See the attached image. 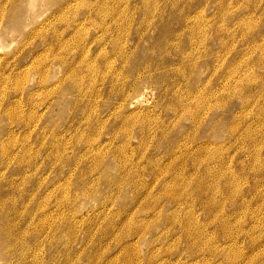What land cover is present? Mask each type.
I'll list each match as a JSON object with an SVG mask.
<instances>
[{
	"label": "rangeland",
	"instance_id": "obj_1",
	"mask_svg": "<svg viewBox=\"0 0 264 264\" xmlns=\"http://www.w3.org/2000/svg\"><path fill=\"white\" fill-rule=\"evenodd\" d=\"M263 52L264 0H0V216L33 263L264 264Z\"/></svg>",
	"mask_w": 264,
	"mask_h": 264
},
{
	"label": "bare ground",
	"instance_id": "obj_2",
	"mask_svg": "<svg viewBox=\"0 0 264 264\" xmlns=\"http://www.w3.org/2000/svg\"><path fill=\"white\" fill-rule=\"evenodd\" d=\"M70 1V0H69ZM72 2V1H71ZM78 2V1H77ZM70 3V2H69ZM64 4V3H63ZM69 5H71V4H69ZM104 5V4H103ZM151 5H153V4H151ZM67 6V5H66ZM68 7V6H67ZM85 7V6H84ZM153 7H155V5L153 6ZM18 8V7H17ZM61 8H62V6H61ZM150 8V7H149ZM112 9V8H111ZM62 10V9H61ZM65 10V9H64ZM56 11V10H55ZM54 13V12H53ZM60 13H62V12H60ZM93 13V12H92ZM92 15V14H91ZM12 17V16H11ZM87 18V17H86ZM115 19V18H114ZM81 20V19H80ZM87 20H88V18H87ZM83 21H84V19H83ZM86 21V20H85ZM87 22H89V21H87ZM111 22H113V21H111ZM81 23V22H80ZM109 23V22H108ZM114 23V22H113ZM85 24V23H84ZM81 25V24H80ZM79 25V26H80ZM114 26V25H113ZM96 28V27H95ZM103 28V27H102ZM115 29V28H114ZM103 30H104V28H103ZM99 31H101V30H99ZM183 31V30H182ZM113 32V31H112ZM111 32V33H112ZM69 33V32H68ZM181 33V32H180ZM35 34V33H34ZM33 34V35H34ZM105 34V33H104ZM183 34V33H182ZM181 34V35H182ZM64 35V34H63ZM116 35V34H115ZM97 36V35H96ZM105 36V35H104ZM180 36V35H179ZM181 37V36H180ZM96 38V37H95ZM95 38H93L94 40L93 41H95ZM99 38V37H98ZM175 38V37H174ZM103 39V38H102ZM141 39V38H140ZM182 39V38H181ZM107 40V39H106ZM167 40V39H166ZM88 41V40H87ZM92 41V42H93ZM98 41H100V40H98ZM102 41V40H101ZM105 41V40H104ZM115 41V40H114ZM95 42H97V41H95ZM106 42V41H105ZM108 42V41H107ZM111 42H113V41H111ZM113 43H115V42H113ZM127 43V42H126ZM176 43H178L177 41H176ZM93 44V43H92ZM122 44H123V42H122ZM181 44V43H180ZM177 45V44H176ZM260 45V44H259ZM90 46V45H89ZM94 46H95V44H94ZM93 46V47H94ZM106 46V45H105ZM92 47V48H93ZM180 47V46H179ZM259 47V46H258ZM97 48V47H96ZM116 48V47H115ZM94 50V49H93ZM96 50V49H95ZM186 50V49H185ZM188 50V49H187ZM186 50V51H187ZM92 51V50H91ZM113 51V50H112ZM176 51V50H175ZM185 51V52H186ZM117 52H118V50H117ZM262 52V51H261ZM126 53V52H125ZM182 53V52H181ZM180 53V54H181ZM264 53V52H263ZM180 54H179V56H180ZM186 54V53H185ZM89 55V54H88ZM128 55V54H127ZM124 56V55H123ZM115 57V56H114ZM262 57H264V56H262ZM120 58V57H119ZM110 60H113V59H110ZM115 60H116V58H115ZM187 60V59H186ZM184 62H185V59L183 60ZM121 62V61H120ZM123 62H124V60H123ZM122 62V63H123ZM263 62H264V60H263ZM105 63H106V61H105ZM114 63V62H113ZM180 63V62H179ZM192 63V62H191ZM184 64V63H183ZM161 67V66H160ZM159 67V68H160ZM192 67V66H191ZM100 68V67H99ZM150 68V67H149ZM192 69V68H191ZM191 71V70H190ZM190 73V72H189ZM245 86V85H244ZM243 87V86H242ZM256 88V87H255ZM251 90H252V88H250ZM246 90V89H245ZM254 90V89H253ZM238 91V90H237ZM253 93V92H252ZM239 94H240V92H239ZM242 95V94H241ZM251 95V94H250ZM264 96V95H263ZM245 97H247V94H246V96ZM244 97V98H245ZM249 98V97H248ZM263 105V104H262ZM205 106V105H204ZM179 107V106H178ZM264 107V106H263ZM249 108V107H248ZM247 108V109H248ZM120 109V108H119ZM179 109V108H178ZM205 109V108H204ZM213 109V108H212ZM246 109V110H247ZM114 110H115V108H114ZM117 110V109H116ZM131 111V110H130ZM129 111V112H130ZM133 111V110H132ZM204 111V110H203ZM134 113V112H133ZM187 114V113H186ZM205 114V113H204ZM121 115H123V114H121ZM113 116V115H112ZM185 116V115H184ZM200 116H201V114H200ZM122 117V116H121ZM126 118H128V116L126 117ZM179 118H181V117H179ZM198 120V119H197ZM192 121V120H191ZM198 122V121H197ZM192 123H193V121H192ZM195 124H197V123H195ZM128 125H130V124H128ZM193 126V125H192ZM196 126V125H195ZM162 129V128H161ZM196 129V128H195ZM194 129V130H195ZM143 131V130H142ZM254 131H255V129H254ZM259 131V130H258ZM260 131H262V130H260ZM161 132V131H160ZM148 133H150V132H148ZM249 135V134H248ZM254 136V135H253ZM252 136V137H253ZM250 138V137H249ZM193 141V140H192ZM208 142V141H207ZM204 143V142H203ZM181 144V143H180ZM187 144V143H186ZM251 144H252V142H251ZM260 145V144H259ZM214 146V145H213ZM222 146V145H221ZM182 147H184L183 145H182ZM182 147H180V148H182ZM188 147H190V146H188ZM194 147V146H193ZM208 147V146H207ZM217 147V146H216ZM250 147V146H249ZM210 148V147H209ZM224 148V147H223ZM252 148V147H251ZM189 150V149H188ZM192 151V150H191ZM177 152V151H176ZM187 152V151H186ZM201 152V151H200ZM247 152V151H246ZM206 155V154H205ZM249 155H251V154H249ZM258 155V154H257ZM255 156V155H254ZM257 157V156H256ZM205 158V157H204ZM193 160H194V158H193ZM201 160V159H200ZM254 160V159H253ZM215 162V161H214ZM156 163V162H155ZM199 163H200V161H199ZM202 163V162H201ZM213 163V162H212ZM211 165V164H210ZM196 166V165H195ZM202 166V165H201ZM212 166V165H211ZM258 166V165H257ZM260 166V165H259ZM224 167V166H223ZM193 168V167H192ZM260 169V168H259ZM213 170V169H212ZM205 171H206V169H205ZM257 171V170H256ZM255 171V172H256ZM193 173V172H192ZM192 173H190V174H192ZM197 173V172H196ZM207 173V172H206ZM223 173V172H222ZM194 174V173H193ZM200 174V173H199ZM234 174V173H233ZM255 174V173H254ZM224 175V174H223ZM202 176V175H201ZM208 176H210V175H208ZM207 176V177H208ZM226 176H228V175H226ZM232 176V175H231ZM234 176V175H233ZM195 177H196V175H195ZM204 177V176H203ZM219 177V176H218ZM213 178V177H212ZM220 178V177H219ZM219 178H217V179H219ZM229 178H230V176H229ZM178 179V178H177ZM216 179V180H217ZM228 179V178H227ZM190 180V179H189ZM204 180V179H203ZM207 180V179H206ZM174 181H176V180H174ZM210 181V180H209ZM181 182V181H180ZM234 182H235V180H234ZM195 183V182H194ZM212 183V182H211ZM225 183H226V181H225ZM229 183V182H228ZM213 184V183H212ZM231 184V183H230ZM225 185V184H224ZM227 186V185H226ZM236 186V185H235ZM199 187H201V184H200V186ZM217 187H218V185H217ZM224 187V186H223ZM191 188V187H190ZM211 188V187H210ZM215 188V187H214ZM209 189V188H208ZM213 189V188H212ZM219 189H221V188H219ZM180 191H182V190H180ZM208 191V190H207ZM212 191V190H211ZM214 191H216V190H214ZM185 192V191H184ZM192 192V191H191ZM204 192V191H203ZM208 193V192H207ZM177 194H179V193H177ZM182 194H183V191H182ZM212 194V193H211ZM185 195H186V193H185ZM211 196V195H210ZM31 197V196H30ZM178 197V196H177ZM6 198V197H5ZM188 198V197H187ZM194 199V198H193ZM192 199V200H193ZM207 199V198H206ZM205 199V200H206ZM212 199V198H211ZM7 200V199H6ZM171 200H173V199H171ZM178 200V199H177ZM16 201V200H15ZM183 201V200H182ZM187 201V200H186ZM10 202V201H9ZM13 202H14V200H13ZM26 202V201H25ZM192 202V201H191ZM12 203V202H11ZM188 203V202H187ZM26 204V203H25ZM191 204V203H190ZM194 204V203H193ZM211 204V203H210ZM249 204V203H248ZM42 205V204H41ZM178 205V204H177ZM201 205V204H200ZM243 205V204H242ZM46 206H48V205H46ZM208 206V205H207ZM239 206H241V205H239ZM13 207V206H12ZM11 207V208H12ZM21 207V206H20ZM188 208H190V207H188ZM191 208H193V207H191ZM215 208V207H214ZM243 208V207H242ZM202 209V208H201ZM14 210H16V209H14ZM189 210V209H188ZM1 211L2 212H4V209H3V207H1ZM176 211V210H175ZM38 212V211H37ZM43 212V211H42ZM12 213V212H11ZM174 213V212H173ZM60 214V213H59ZM61 214H63V213H61ZM176 214V213H175ZM196 214V213H195ZM194 214V215H195ZM27 215V214H26ZM5 216V215H4ZM63 216V215H62ZM189 216H191V215H189ZM197 216V215H196ZM25 217H27L28 218V216H25ZM41 217V216H40ZM53 217V216H52ZM176 217V216H175ZM194 217V216H193ZM210 217V216H209ZM20 218V217H19ZM172 218H173V216H172ZM188 218V217H187ZM213 219V218H212ZM22 220V219H21ZM20 220V221H21ZM28 220V219H27ZM31 220V219H30ZM40 220V219H39ZM195 220V219H194ZM193 220V221H194ZM197 220V219H196ZM49 221H51V220H49ZM60 221V220H59ZM181 221V220H180ZM221 221V220H220ZM23 223V222H22ZM29 223H30V221H29ZM56 223V222H55ZM54 223V224H55ZM175 223V222H174ZM19 224V223H18ZM17 224V225H18ZM28 223L26 222V225H27ZM37 224V223H36ZM49 224H50V222H49ZM73 224V223H72ZM76 224V223H75ZM184 224V223H183ZM187 224V223H186ZM185 224V225H186ZM229 224V223H228ZM17 225H16V220L14 219V217L13 218H8V219H6L5 217H1L0 216V262H1V264H34L33 262L35 261V255L34 254H32L33 253V247L29 244V237H27V235H26V231H24V230H20L18 227H17ZM74 225V224H73ZM19 226V225H18ZM40 226V225H39ZM51 226V225H50ZM44 227H46V226H44ZM44 227H42L41 229H42V231L45 229ZM49 227V226H48ZM194 227V226H193ZM30 228V227H29ZM33 228V227H32ZM40 228V227H39ZM58 228V227H57ZM59 229V228H58ZM186 229V228H185ZM191 229H192V227H191ZM199 230V229H198ZM224 230H226V228L224 229ZM32 231V230H31ZM33 232V231H32ZM229 232V231H228ZM190 233V232H189ZM28 234V233H27ZM229 235H230V233H229ZM49 235L47 234V236L45 237V238H47ZM239 239V238H238ZM189 240V239H188ZM51 241V240H50ZM190 241V240H189ZM198 242H200V240L198 241ZM197 242V243H198ZM202 242V241H201ZM233 242V241H232ZM236 242V241H235ZM190 244V243H189ZM231 244V243H230ZM235 245H236V243H235ZM233 246H234V244H233ZM202 247V246H201ZM121 248V247H120ZM193 248V247H192ZM31 251H32V253H31ZM229 254H230V252H229ZM29 258H31V259H29ZM118 258V257H117ZM29 259V260H28ZM33 259V260H32ZM32 260V261H31ZM36 261H38V259L36 258ZM40 261V260H39ZM39 263V262H38Z\"/></svg>",
	"mask_w": 264,
	"mask_h": 264
}]
</instances>
